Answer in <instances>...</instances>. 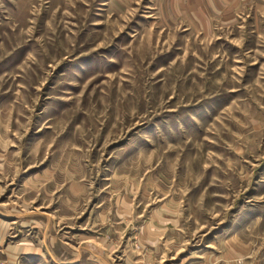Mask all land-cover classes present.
Here are the masks:
<instances>
[{
    "label": "rangeland",
    "instance_id": "374dc122",
    "mask_svg": "<svg viewBox=\"0 0 264 264\" xmlns=\"http://www.w3.org/2000/svg\"><path fill=\"white\" fill-rule=\"evenodd\" d=\"M0 264H264V0H0Z\"/></svg>",
    "mask_w": 264,
    "mask_h": 264
}]
</instances>
